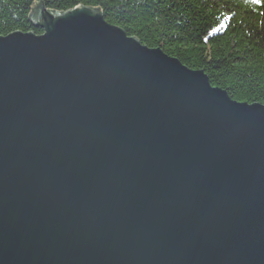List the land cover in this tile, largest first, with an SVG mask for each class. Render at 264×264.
<instances>
[{
    "label": "water",
    "instance_id": "95a60500",
    "mask_svg": "<svg viewBox=\"0 0 264 264\" xmlns=\"http://www.w3.org/2000/svg\"><path fill=\"white\" fill-rule=\"evenodd\" d=\"M31 22L0 37V264H264V105L98 11Z\"/></svg>",
    "mask_w": 264,
    "mask_h": 264
},
{
    "label": "trees",
    "instance_id": "16d2710c",
    "mask_svg": "<svg viewBox=\"0 0 264 264\" xmlns=\"http://www.w3.org/2000/svg\"><path fill=\"white\" fill-rule=\"evenodd\" d=\"M98 11L142 46L160 49L238 103L264 105V0H0V37L38 36L31 17Z\"/></svg>",
    "mask_w": 264,
    "mask_h": 264
},
{
    "label": "snow or ice",
    "instance_id": "6c2138e0",
    "mask_svg": "<svg viewBox=\"0 0 264 264\" xmlns=\"http://www.w3.org/2000/svg\"><path fill=\"white\" fill-rule=\"evenodd\" d=\"M253 2H256V0H253Z\"/></svg>",
    "mask_w": 264,
    "mask_h": 264
}]
</instances>
